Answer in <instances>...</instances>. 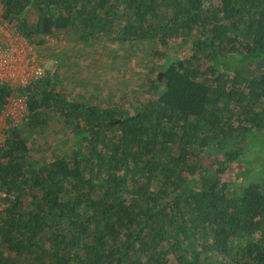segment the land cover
Returning a JSON list of instances; mask_svg holds the SVG:
<instances>
[{
  "label": "trees",
  "instance_id": "trees-1",
  "mask_svg": "<svg viewBox=\"0 0 264 264\" xmlns=\"http://www.w3.org/2000/svg\"><path fill=\"white\" fill-rule=\"evenodd\" d=\"M2 17L56 67L4 131L0 264H264V0H2ZM101 52L136 58L130 94L64 86Z\"/></svg>",
  "mask_w": 264,
  "mask_h": 264
},
{
  "label": "built area",
  "instance_id": "built-area-1",
  "mask_svg": "<svg viewBox=\"0 0 264 264\" xmlns=\"http://www.w3.org/2000/svg\"><path fill=\"white\" fill-rule=\"evenodd\" d=\"M10 28L3 20L0 0V85H6L11 91L0 115V147L5 140L4 131L21 125L28 117L26 89L44 77L47 62L44 48H34ZM44 41L47 46L59 42L50 36ZM1 197L4 194L0 193V210L3 207Z\"/></svg>",
  "mask_w": 264,
  "mask_h": 264
},
{
  "label": "rangeland",
  "instance_id": "rangeland-1",
  "mask_svg": "<svg viewBox=\"0 0 264 264\" xmlns=\"http://www.w3.org/2000/svg\"><path fill=\"white\" fill-rule=\"evenodd\" d=\"M10 29L14 31L13 27H11ZM67 45L68 44L64 42L63 37H61L58 43H54V46L57 48V50L66 48ZM92 58H99L100 63H105L107 65L106 69L102 68V66H100L99 69L95 68L93 66V60H83L81 62L82 65L76 66L69 73V82L64 84V86L69 91L72 90V93L86 91L92 93L96 88H99L103 95L114 94V97H118L120 96L121 89H127L126 92L130 94L132 89L135 87L137 79H140L142 77L139 74L135 73V65L137 63L136 58L128 61V63L125 61V59L123 61H119L116 63V65H114V69H112L113 66L111 67V60L113 58L108 54L101 52L96 55L95 53L94 57ZM45 67L48 72H53L55 70L56 63L54 60H47ZM79 70H81V72ZM76 81H79L81 85H77L75 87L69 86L73 85ZM0 130H2L1 124Z\"/></svg>",
  "mask_w": 264,
  "mask_h": 264
},
{
  "label": "water",
  "instance_id": "water-1",
  "mask_svg": "<svg viewBox=\"0 0 264 264\" xmlns=\"http://www.w3.org/2000/svg\"><path fill=\"white\" fill-rule=\"evenodd\" d=\"M158 80L161 82V80H162V74L161 73H159L158 74Z\"/></svg>",
  "mask_w": 264,
  "mask_h": 264
}]
</instances>
